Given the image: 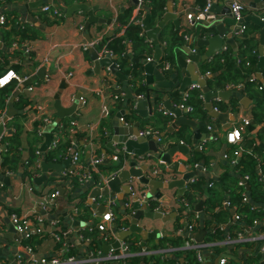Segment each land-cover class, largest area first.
Listing matches in <instances>:
<instances>
[{
  "label": "crops",
  "instance_id": "crops-1",
  "mask_svg": "<svg viewBox=\"0 0 264 264\" xmlns=\"http://www.w3.org/2000/svg\"><path fill=\"white\" fill-rule=\"evenodd\" d=\"M210 1L212 5H216V12L213 16L219 19L218 22L224 24L226 28L235 27V21L232 18L229 8L231 0ZM240 1L246 6L245 16L255 15L260 18L264 17V9L261 10L254 5L259 4L261 0ZM36 2L44 3L40 6H30L31 3ZM207 2L208 0H172V14L180 20L182 31L187 30L190 32L187 39L184 38L185 42L183 46L188 45L189 40L194 35L195 29V26L187 19L188 14H198L202 11V3L206 5ZM137 5V0H84L82 2L75 1L70 6L65 5L61 0H0V16H12L17 23L25 26H33L43 34L37 40L18 44V47L14 48L6 43L3 36L5 31L9 32L12 30L11 20L6 30L0 28V66L3 65L9 71H12L10 69L11 66H22V70L18 74L22 78V81L18 83L17 88L8 99L7 115L10 113V106H12L11 118L16 116L22 117L21 123L27 132H33L35 125L38 124L39 128L44 129L45 141L47 129L49 128L52 142L58 138L56 136L54 138L52 135L58 124L65 118L72 119L76 123L77 132L85 136L84 140L80 141V143L72 144V146L78 149L81 155H84L88 165H91L96 157L103 159L101 164L106 166L104 167L106 172L101 173L99 169L102 178L112 176L114 174L111 172L112 168L118 165H122L119 172L121 170H129L132 162L138 164L137 169L145 165L151 167L152 169H149L144 174L151 180H179L183 178L184 174L180 173L178 169L171 172L169 167L159 159L157 154L151 153L156 157L151 160L148 158L145 160L135 159L130 154H124V158H121L120 152L124 150V146L113 143L114 149L111 150L108 148L114 138L115 126L124 124L125 127H131L138 123L140 124V132L151 131L157 134V136L158 134L163 135L158 138L157 136L148 138V140L157 138L158 142L160 139L159 149L162 152H168L178 142L186 145L189 153L182 154L176 152L172 159L173 162H179V166L185 165L187 172H195L197 174L192 179L194 182L200 179L211 184L221 181L227 171L232 170L234 167L229 160L224 158L225 154L230 156V152L232 150L236 151L237 148V146L228 143L226 135L234 126H239L243 118L255 120L254 111L256 99L244 94L242 92L243 89L230 90L241 93L244 99H249L247 108L240 103L244 99L238 100V106L236 108L233 107L232 98L229 101L222 100L228 108L226 111L219 110L218 113L224 114L225 116L216 119L208 111V117L202 119L194 114L185 112L186 118L196 122L197 128L182 126L170 132L175 123V119L172 118L170 111L165 109L164 105L166 101L160 99L158 104L157 101L160 96H157V93H151L152 97H156L154 101L158 104V107H155V110L158 108L159 112L157 111L156 114L154 110L155 114L153 116L149 115L147 118L141 117L135 109L139 96L145 98L149 91L155 90V85H149L146 78L145 65L148 60H145L143 63V81L133 87L130 83L131 77L121 72L126 78L123 80L112 73L108 67L103 66L97 68L91 58V52L97 54L100 59L105 58L102 57L101 52L96 50V45L103 39L111 37L114 34L116 28L114 24L117 23L116 20L119 14L135 7L132 12L133 18H135L138 15ZM46 6L59 8L63 13L61 19L56 20L52 12L48 15L50 21H44L40 18L39 14L45 12L44 8ZM225 10L227 11L225 12ZM90 12H92V16L97 21L89 23ZM166 14L167 9L158 22L157 27L153 28L154 31L160 28V23ZM107 15L110 17H106ZM146 17L144 16V19ZM174 20L171 18L164 27L160 28L156 37L157 39L165 30H168V33L177 32L181 36V31H178L174 25ZM247 26L249 29L248 38H254L259 43V58L255 63L256 65L253 71V78L259 80L257 74L259 73L258 70L262 57L260 53L261 28L253 22L248 23ZM124 28L120 27L122 30L120 35H123ZM235 31L236 29L232 34L235 43L230 45H227L230 42L227 36L223 37L219 36L218 33H208L207 38L211 40L218 37L217 40L211 46L205 45L199 49L200 56L206 58V60L200 61V63L194 64L190 68L192 77L194 79L199 78V80L194 81L188 87L187 91L181 93L178 89H173L162 95L163 98L164 96L165 98L168 97V102L173 107L178 108L177 106L180 104L179 100H183L187 95L193 93V86H197L202 90L199 82L201 80L203 81L205 77L212 78V75L204 71V66L207 62H210L216 56L226 51H231L237 56L242 55L239 45L242 40L236 37ZM147 38L152 42L148 35ZM92 44L93 46L91 47ZM128 47L130 48V43H128ZM163 49L164 44H161L162 52ZM27 50H30V54L26 53ZM208 53L211 54L210 57H207ZM155 54L156 47L152 58H154ZM188 56L186 52L180 50L177 62L175 64H169V66L173 65L175 72L181 70L179 58L183 57L188 61ZM130 62V64H133L137 63L138 60L131 58ZM158 67L164 73L166 81L173 78V76L168 74L167 70L169 67H161L160 63ZM190 74L186 72V76H190ZM46 75L50 77L48 82L44 81ZM261 75L262 81H259L264 85V66L261 69ZM182 79L183 77L180 76L177 87L180 85ZM21 84H24V87L22 90H19ZM29 87H33L34 90L30 92L28 90ZM125 90H128V92H125ZM138 91L142 93H138ZM16 93L18 94L14 96ZM57 95H59V102L62 109L68 110L75 107L72 115L67 114L62 119L59 118L58 110L56 109ZM21 96L27 100V105L23 108L17 106L18 97ZM11 98L14 99L10 104ZM81 98L86 100L85 105H82V102L79 101ZM212 104L214 106V101ZM105 106L108 107V115L103 112ZM165 113H168V115ZM120 114L122 119L118 117ZM8 118L11 119L10 117ZM46 118H49L51 122L46 123ZM262 123L263 125H259ZM209 126L214 127L215 132H210ZM100 129H103L105 132L106 141L104 144L100 140L98 141ZM196 131H200L199 138L196 137ZM5 135V127L1 125L0 142ZM262 136H264V118L258 124H252L246 128L244 141L241 146L248 140H255L257 143H261L264 141ZM3 149L4 147L0 146V239L3 242L0 246L1 263H12L18 255H22L21 264H33L35 261L38 262L42 259L61 258L68 251L75 250L77 251L76 256L80 259L88 258L91 254L98 251L103 255H107L111 251L116 254H121L122 244V247L129 250L134 256L140 257L142 264H155V261L148 260L147 262L141 256L144 253L149 254V256L157 254L160 250L158 243L161 239L181 238L184 244L181 249L182 255L178 259L180 264H186L184 252L187 250L185 241L187 237L192 239L194 243L203 245L206 237L218 227L219 229H223L225 233L224 239L220 241L222 242L220 244H212L204 248L203 255L205 257V264H220V260L223 258L227 260L226 264L264 263L261 256V248L264 242L262 239H259V235L264 234V218L260 220L256 227L248 228L247 233H243L245 237L242 240L225 245V240L231 239L228 231L231 223H233L234 208L229 207L231 208L233 218L228 223L223 225L213 224L207 228H204V220L208 219V216L204 218L203 209L201 212L196 210V206L200 204V200L198 199L200 198L203 202L206 196H197L198 198L196 197V200H198V203L191 204L189 206V212L184 209L178 210L177 206L181 200H184L192 184V180L185 185L182 193L178 189L160 191L162 196H168L171 199L170 204H162L166 208L172 205L170 209L167 208L169 213L165 212L164 214L173 217L169 221L142 219L138 226L146 229L148 232L157 234L154 238H148L142 245L143 239L137 233L124 236V238L122 237V234L129 232L131 228L130 216L134 212V203L132 202V208L129 210L126 208V204L133 197L132 194L128 195L123 193L125 196L123 201L120 200L121 195L117 193H110L108 196H96L102 199H98L96 202L91 201L92 191L95 189L101 191L107 185L101 188L96 186L95 183L90 182L79 187H74L69 180L66 181L60 177L64 171L74 170L76 168L72 162L71 154L68 153L61 160L48 161L46 159L48 150L45 153L41 151L39 169H37L38 171L34 174L31 182L26 181L23 179L22 173H10L4 167L1 156ZM242 149L244 150L243 147ZM243 150L238 155V159L242 156ZM189 156L191 157L189 158ZM233 157L235 158L236 155L230 156L232 160L234 159ZM59 167L62 169L55 171L59 170ZM154 170H159L161 174L154 176ZM123 186H132L137 196L142 197L143 193H150V188L140 183L137 178L129 179ZM52 190H58L60 195L56 198L55 204L51 209L45 211L43 203L46 200V196L53 192ZM111 198H115V203L111 206H106V201ZM88 202H90L89 205ZM85 205L90 208L89 217L86 220L76 216L75 213L77 210L86 207ZM172 207H175V209ZM103 208H106L107 212H110L114 217L113 226H110L109 229V235H111L109 241H105V235L96 228V223L102 217L100 214L103 212ZM13 213L29 217L32 220L36 217L46 218L48 223L46 226L47 232L45 231L46 234L33 238V240H25L16 232L11 222V215ZM196 213L200 217V221L196 223L198 230L190 234L187 227L189 224H195L193 219ZM73 222H81L85 225L74 227L72 225ZM236 222L239 223L238 221ZM241 222L239 223L240 225L242 224ZM123 228L125 230H122ZM202 230H206L207 233L204 236L203 242L199 244L196 242L195 237ZM52 231L64 233L63 244L55 240V237L50 233ZM96 241L97 244L98 242L100 244L97 245L95 243ZM116 243L120 244L119 248L114 247ZM215 245H219L220 249L214 247ZM107 246H109L108 249ZM28 248L31 249V252H28ZM177 252L173 251L172 253L159 254V256L162 260L166 261L171 257H175V253ZM107 264L124 263L122 260H116Z\"/></svg>",
  "mask_w": 264,
  "mask_h": 264
},
{
  "label": "trees",
  "instance_id": "trees-1",
  "mask_svg": "<svg viewBox=\"0 0 264 264\" xmlns=\"http://www.w3.org/2000/svg\"><path fill=\"white\" fill-rule=\"evenodd\" d=\"M61 1H63L65 5L70 6L75 1L82 2L84 0ZM167 2L168 0H144L143 6H136L138 15L135 16V18H133L132 15L135 7L119 14L116 20L117 23L114 24L116 27L114 34L111 37L103 39L95 47L96 50L101 53L106 50L112 51L115 56L113 59L114 63L120 68V71L123 74L131 77L130 83L133 87H135L137 83L143 81V63L145 60L153 57L156 47L147 38V32L144 26L137 22V20L144 21L145 19L143 17L150 15V27L152 29L156 28L158 22L166 12ZM203 7H205L204 3H202V8ZM50 13L51 12H41L39 17L44 21H50L48 18ZM5 16L9 20V23L10 20L12 23V30L3 33L6 43L9 46H12L14 43L20 45L27 41H34L43 36V34L33 26L22 25L17 23L12 16ZM54 17L56 20L61 19V16ZM106 17L110 16L107 15ZM9 23H7L5 28L1 29L6 30L10 25ZM120 27H125L123 35H120V32L122 31ZM248 30L245 34L238 37V39L242 40L239 43L242 55L237 56L231 51H226L223 54L216 56L210 62H207L204 66V71L205 73L212 75L207 86L213 92L230 91L228 90V86L244 84L242 92L249 97L256 99L254 111L255 122L252 120V124L256 125L264 118V85L258 79L255 80L253 78L255 63L259 58V43L254 38H248ZM159 38L158 41L160 46L161 44H164L160 66L164 67L165 63L175 64L178 59V53L182 50L184 45V38L179 36L177 32L168 33V30L161 33ZM128 43H130V48L128 47ZM131 58H135L138 62L130 64ZM238 60H241V63H238ZM247 63L250 64L247 65ZM10 69L19 74L22 70V66L14 65L11 66ZM7 71L9 70L1 65L0 77ZM17 85L18 82L13 81L11 84L0 88V118L3 112L8 110V99L17 88ZM202 91L203 90H194L188 99H181L179 100V103L192 107L193 112L191 114L204 119L208 117L209 113L205 101L200 98ZM138 93L142 92L138 91ZM238 100L239 99L236 97L232 98L231 101L234 108L238 106ZM26 105V98L23 96L18 97L17 106L23 108ZM214 106L220 111H226L228 108L224 105L223 101H214ZM21 119L22 117L16 116L7 122L6 125L9 131L0 142V146L4 147L1 156L3 159V165L7 171L15 174L22 173L23 179L31 182L34 174L38 171L37 169H39L40 155L38 152H40L41 146L45 141V134L42 133V128H39L38 124L35 125L33 132H27L21 123ZM73 122L72 119L65 118L54 129L52 135L54 138L55 136L58 137L59 142L57 148H49L46 155L48 161L61 160V158L66 157L68 153L70 154L69 150L71 147L75 149L72 144L80 143V141L85 139L84 135L77 132L76 126L73 125ZM262 138L264 139V136H262ZM99 140L102 144L106 141L103 129H100L98 141ZM242 147L244 150L242 156L239 158V164L234 166L232 170L227 171L221 181L211 184L210 182L208 183L201 179L196 180L190 185V188L184 197V200L188 205H193L194 203H198V200H200L199 202H202L200 198L196 200L197 196H206V199L203 201V215L204 218L205 216H208V219L204 220V228L212 226L213 224L223 225L232 220L233 216L230 210L231 208L223 207L225 201H230L232 209L234 208L235 210V215H241L242 217L241 225L239 223H234L230 226L228 232L229 236L232 238L236 237V232L238 231L247 233L248 228L256 227L260 220L264 218V182L261 180V175L259 173L260 171L264 172V145L262 143H257L255 140H248ZM76 150L79 151L78 149ZM235 152V150H232L230 156H234ZM121 158H124V156L121 155ZM86 162L84 155H81L80 165L74 169L75 172H84L85 170H88L90 165ZM104 167L106 166L103 164L99 165L101 173L106 172ZM121 168L122 165L115 166L112 168L111 172L117 173ZM246 177L249 179L245 180ZM98 178V174H94V179L96 181L99 180ZM63 179L66 181L69 180L74 187H79L81 185L80 177L77 175ZM244 194H247L248 196L247 202H244ZM179 204H181V201ZM85 206L86 207L82 208L79 213V217L84 220L88 219L90 212L89 206ZM182 209L184 208L182 207ZM256 222L257 224H255ZM60 234L62 235L60 242L63 244L64 235L63 233ZM224 236V231H221L218 227L206 237L205 243L217 244L224 239ZM188 239L189 238L187 237V240ZM95 243L97 244V241ZM98 244L100 243L98 242ZM183 244L184 241L181 238L161 239L158 243L160 250L180 249L178 252L176 251L177 253H175V257H171L164 261L159 256L160 253H157L152 256L148 255L144 257L143 260L145 259L147 262L148 260L155 261V264H180L178 258L182 255L181 249ZM214 247L220 249L219 245H215ZM223 249H225V247H223ZM184 253L186 264H205L198 262L194 250L187 249ZM76 255V250L68 251L61 258L66 259ZM141 260L140 257L134 256L128 258L125 264H142Z\"/></svg>",
  "mask_w": 264,
  "mask_h": 264
},
{
  "label": "water",
  "instance_id": "water-1",
  "mask_svg": "<svg viewBox=\"0 0 264 264\" xmlns=\"http://www.w3.org/2000/svg\"><path fill=\"white\" fill-rule=\"evenodd\" d=\"M138 2V0H137ZM44 2H36V3H31V7L35 6H40ZM257 7H259L261 10L264 9V0H261L259 4H254ZM227 10H225L226 12ZM216 12V5H212L210 10L203 14L199 12L197 15L200 17V22H195L193 21V25L195 26L194 29V35H192L191 40H189V43L187 46H183L182 50L186 52L188 56V61L184 59L183 57L179 58L180 62V69L177 72L174 71L175 67L173 65H170L168 68V74L173 76L172 79L166 81L165 80V75L162 73L158 68V65L161 61V55H162V50L161 46L159 44L157 37L158 32L160 31V28L164 27L165 24L167 23L168 20L175 19L174 20V25L178 31H181V36L186 39L190 35V32L187 30L181 29V22L179 19H177V16H174L173 13V8H172V0H168L167 2V14L160 23V28L157 30H153L150 27V15H148L145 20L143 21V26L147 32V35L151 38L152 43L156 46V54L154 58L152 59L151 62L147 61L145 65V73H146V78L147 82L149 85H155V90H151L148 92L145 98H139L138 99V104L136 106V111L137 113L143 117L147 118L149 115L153 116L157 114L158 108L155 110V107H158L159 101L165 100V109L169 110L170 113L172 114V118L175 119V123L173 124L170 132L173 129H177L182 126H188L192 128H197L196 122L189 120L185 116V112L179 108L173 107L169 102H168V97L163 98L162 95H164L167 92L172 91L173 89H178L181 93L187 91L188 87L194 82L198 81V79H194L192 75L190 74L191 71V66L194 64L200 63V61H205L206 58H203L200 56V50L203 46H211L214 41L217 40L218 37L209 39L207 38V34H214L218 33L219 36H227L230 40V42L227 43V45L234 44L235 42L233 41L232 34L233 31L236 29L235 27H229L226 28L224 24L219 23V19L213 16V14ZM90 22L93 23L96 20L92 16V12H90ZM104 21V20H103ZM253 22L257 24L261 28L260 32V41H261V46H260V53L262 55L261 60H260V65H259V70L257 77L259 80L262 81V75H261V69L264 66V22L262 18L255 16V15H248L244 17V20L240 23L247 25L248 23ZM193 46V49H192ZM193 50V51H192ZM210 53H208L207 57H210ZM91 58L95 62L96 67H108L110 71L114 74H116L117 77L122 78L125 80V76L122 75L119 67L110 59V58H103L100 59L97 54H94L91 52ZM186 72H189L190 76H186ZM182 76L183 79L178 85L179 77ZM153 77V78H152ZM209 81V77H205L204 80L200 83L204 96H205V103H206V108L208 111L211 113V116L213 118L219 119L222 116H225L224 114L215 112L214 106L212 104L213 101L216 100H223V101H229L231 98H238V99H244L241 93L235 92V91H219V92H213L211 91L206 83ZM27 83V82H26ZM24 87V84H21L19 86V90H22ZM176 87V88H175ZM125 92H128V90H125ZM151 93H157V96H160L158 98V101H154V98L152 97ZM18 93H16L14 96H16ZM14 98L10 99V104L13 101ZM57 104H56V109L58 110V116L60 119L64 117V115H72V113L75 110L74 108L64 110L60 106L59 102V95L56 96ZM163 100V101H164ZM249 101L248 98H245L241 104L244 105L245 107L247 106V102ZM247 108V107H246ZM147 109V110H146ZM155 110V111H154ZM12 106H10V113H8V117H12ZM159 112V111H158ZM162 114V112H161ZM120 119L122 118L121 114L118 116ZM234 121V120H233ZM51 131L48 128L47 129V134H46V141L41 147V151L45 153L48 148L50 147L52 143V136L49 134ZM196 137L199 138L200 136V131L195 132ZM163 135H159L158 137H162ZM132 137V138H131ZM157 138H154L153 140H148V138L141 137L140 136V124H136L131 127H125L124 124H119L114 127V138L112 139L111 143L109 144L108 148L109 149H114L113 143L115 144H121L124 146V150L120 152L121 155L124 154H130L132 155L135 159H140V160H145V159H153L156 158L153 156V154H157L159 159L164 162L168 167L171 172H174L175 170H179L180 173L184 174L182 179L179 180H163L159 179L157 180H151L147 178L144 174L147 172L149 169H152L151 167L148 166H142L141 168L137 169V163L132 162L131 163V168L129 170H125L119 173L118 176L112 178L109 180L107 187L104 188L103 190L95 189L91 193V198H96V196H108L110 193H117L120 194V200H124L125 196L124 194H132V191L130 190L129 186H123L126 182H128L129 179L132 178H137L140 183H142L144 186H148L150 188V193H143L142 197L136 196L133 199V211L134 215L131 217V228L129 232L123 233L122 237L124 236H129L132 233H137L139 234L142 239L143 243L148 239V238H154L157 236L156 233L154 232H148L146 229L139 227V222L142 219H147V220H163V221H169L173 216L171 215H165L164 212L168 211L170 207H164L162 204H170L171 199L168 196H162V193L160 192L161 190H174L178 189L183 191L185 188V185L190 182L197 174L195 172H187L186 166H179V162H173V159L176 152H180L182 154H188L189 149L186 147L185 144L182 142H178V144L170 149L168 152H162L159 149V142ZM191 156H189L190 158ZM179 166V168H178ZM62 168L59 167V170L55 171H60ZM48 175V174H47ZM124 188H123V187ZM124 193V194H123ZM90 202H88L89 205ZM168 206V205H167ZM93 208L96 209L95 206L92 205ZM173 208V207H172ZM175 209V207L173 208ZM203 209V202H200L196 206V210L198 212H201ZM107 213L106 208H103V212H101L100 215H105ZM74 227H79V226H84L85 224L81 222H73L72 224ZM206 230H202L200 234H198L195 237L196 242L201 244L203 242L204 236L206 235ZM120 244L116 243L114 244L115 248H119ZM109 246H107V249ZM212 264V263H210ZM264 264V263H263Z\"/></svg>",
  "mask_w": 264,
  "mask_h": 264
},
{
  "label": "built area",
  "instance_id": "built-area-1",
  "mask_svg": "<svg viewBox=\"0 0 264 264\" xmlns=\"http://www.w3.org/2000/svg\"><path fill=\"white\" fill-rule=\"evenodd\" d=\"M143 4H144V0H138V7L143 6ZM211 6H212L211 1L208 0L205 7H203L201 9L202 10L201 13H203V14L207 13L210 10ZM229 8L231 10L232 18L235 21V26H236L235 35H236V37H240L243 34H245V32L248 30L247 25H245V24L240 25V23L244 20V17H245L244 12L246 10V6L240 0H231L229 3ZM44 11L45 12H52V14L54 16L60 17L63 15L62 11L56 7L52 8L50 6H46L44 8ZM187 19L189 20L190 23H193V21H195V22L201 21L200 17L197 14H188ZM262 20L264 22V17L262 18ZM137 22H139L141 25H143V20H137ZM7 23H9V20L7 19V17L5 15L0 16V28H5ZM186 39H187V37H186ZM12 46L14 48H17L18 44L14 43ZM92 46H93V44L91 45V47ZM29 52H30V50L26 51L27 54ZM102 57L110 58L112 61L115 58L112 51H107V50L102 53ZM148 61L151 62L152 58L148 59ZM238 63H241V60H238ZM249 64L250 63H247V65H249ZM165 67H169V64L165 63ZM49 80H50V77L48 75H46L44 81L48 82ZM13 81H17L18 83H20L22 81V78L20 77V75H18L13 70L7 71L3 76L0 77V88L11 84ZM243 88H244V84H239V85H235V86L234 85L228 86L229 90H242ZM200 89L201 88H199L197 86H193V88H192V90H200ZM28 90L31 92L34 90V88L29 87ZM189 97H190V94L187 95L184 98V100L188 99ZM139 98H142V96H139ZM200 98L205 101V96H204L203 91H202V94L200 95ZM79 101L82 102V105H85V103H86V100L84 98L79 99ZM216 101H222V100H216ZM177 107L183 111H186L187 113L193 112L192 107L186 106L184 104H179V106H177ZM214 110H215V112H219V109L217 107H214ZM103 112H104V114L108 115L109 114L108 107L105 106ZM165 114L168 115V113H165ZM9 120L10 119L8 118L7 112H3V114L0 118V126L2 125L3 127H5L6 134L9 131V129L6 125ZM45 122L49 123V122H51V120L49 118H46ZM251 124H252L251 119L243 118L242 123L239 126H234L232 128V130L230 132H228L226 135V139H227L228 143L231 145L237 146L236 152H235L236 157L233 160L230 158V156L228 154H225V157H224L226 160H229L233 166H236L237 164H239V159L237 156L243 150L241 144L244 141V133L246 131V128L249 127ZM73 125L76 126V123L73 122ZM259 125H263V123L259 124ZM208 128H209L210 132H215L214 127L209 126ZM42 133L45 134L44 129L42 130ZM140 136L145 137V138H152L153 136H157V134H155L154 132H151V131H143V132H140ZM58 142H59V139L58 138L55 139L51 143L50 147L52 146L51 147L52 149L57 148ZM159 143H161L160 139H159ZM261 143H263V145H264V141H262ZM69 152L71 154L73 164L76 167L78 165H80L81 152L77 151L76 148L73 149L72 147L70 148ZM38 154L39 155L42 154L41 150H40V152H38ZM102 161H103V159L101 157H96L92 161L90 168L88 170H85L84 172H75V170H66L63 173H61L60 177L63 179V178H68L70 176L77 175L80 177L81 185H85L87 183L93 182V183H95L96 186L104 188V186H106L108 184L109 180L118 176L122 170L120 172L114 173L110 177L102 178L100 171H99V165L102 163ZM39 166H40V164H39ZM259 173L261 175V180L264 182V172L260 171ZM94 174H98V176L100 177V179L98 178L99 181H96L94 179ZM160 174H161V172L159 170H154V172H153L154 176H159ZM248 179H249L248 177L245 178V180H248ZM192 183H194L193 180H192ZM129 187H130V190L132 191L133 197H131V199L126 204V208L128 210L132 208L133 199L137 196V194L133 190L132 186H129ZM59 195H60V192L58 190H54L52 193H50L49 195L46 196V200L43 203V208L45 211H47V210L49 211L51 209V207L55 204L56 198H58ZM98 199H102V198L101 197L100 198L99 197L92 198L91 201L96 202ZM114 199L115 198H111L108 201H106V203H107L106 206H111L112 204H114L115 203ZM141 200H143V197ZM247 201H248V196H247V194H244V202H247ZM181 204H182V207L184 208V210L189 212V206L190 205H188V203L185 200H181ZM223 207H228V208L232 207L231 202L225 201L223 204ZM80 212H81L80 210H77L75 212L76 216H79ZM166 213H169V211H166ZM133 215H134V212H133V214H131L130 218ZM199 218H200L199 214H197L196 220ZM235 220L236 221H242L241 215H235ZM11 222H12L16 232L19 235H21L27 241L32 240L35 237L43 236L45 234L46 226L48 224L47 219L44 217H36L34 220H32L29 217L22 216V215L20 216L17 213H13L11 215ZM113 222H114L113 215L110 212H107L105 215H102L101 219L96 223V228L105 235L104 236L105 241L110 240L111 235H109V229H110V226H113ZM255 224H257V222ZM194 227H195L194 224H189V226L187 227L190 234L194 233V231H195ZM122 230H125V229L123 228ZM50 233H52L53 237H55V239L58 242H60V240H61L60 238L62 237V235L59 232L57 233L56 231H52ZM63 235H64V233H63ZM244 237H245V235L243 234V232H238L235 240L229 239V242L236 241L237 239L242 240ZM259 239H262L264 242V234L259 235ZM2 244H3V242L0 239V246ZM186 246H187V249H191V250H194L196 252L198 262L205 263L204 256H203V249L205 248V245H198V244L194 243V241L192 239H188L186 241ZM121 248H122L121 254H116L115 252L113 253V251H111L109 254L103 255L100 251H98L94 254H91L88 258H85V259H80L77 256H71V257L66 258V259H62V258L42 259L41 261H38V262L35 261L33 264H107V263H111V262L116 261V260H122L123 263L125 264L127 259L132 256V253H130L129 250H127L126 248L122 247V244H121ZM28 252H31L30 248H28ZM261 254H262L261 256L264 260V244L261 248ZM14 260L15 261H13L12 263H1L0 262V264H21L22 263V255H18ZM226 263H227L226 259L221 260V264H226Z\"/></svg>",
  "mask_w": 264,
  "mask_h": 264
},
{
  "label": "flooded vegetation",
  "instance_id": "flooded-vegetation-1",
  "mask_svg": "<svg viewBox=\"0 0 264 264\" xmlns=\"http://www.w3.org/2000/svg\"><path fill=\"white\" fill-rule=\"evenodd\" d=\"M177 208H178V210H182V204H178V206H177ZM197 214L198 213H196L195 214V218L193 219V222L195 223L194 225H195V227H194V229L195 230H198L197 229V226H196V223L200 220V218L199 219H197L196 220V216H197ZM239 223L241 222V221H238ZM234 223H237L236 222V220H235V212H234V220H233V223H231V225H233ZM189 226V225H188ZM221 231H223V229H221ZM238 232H240V231H238ZM238 232H236V234L238 233ZM228 235H229V232H228ZM230 237V236H229ZM236 237H237V235H236ZM235 237V238H236ZM231 239H234L235 240V238H232V237H230ZM236 241H239V239H237ZM225 242H226V244L225 245H228V244H231L232 242H234V241H232V242H229V239H227V240H225ZM220 243H222V242H218L217 244H220ZM212 244H214V243H203V245H205V248L206 247H208V246H210V245H212ZM178 249H161V250H159L158 251V253H160V254H165V253H169V252H173V251H177ZM180 250V249H179ZM204 250V249H203ZM149 254H143V256H141V257H146V256H148ZM204 256V255H203ZM131 257H134V254H132V256ZM223 259H225V258H223ZM222 260V259H221ZM221 260H220V264H221ZM204 261H205V257H204Z\"/></svg>",
  "mask_w": 264,
  "mask_h": 264
}]
</instances>
